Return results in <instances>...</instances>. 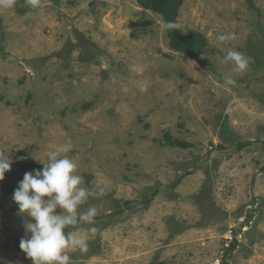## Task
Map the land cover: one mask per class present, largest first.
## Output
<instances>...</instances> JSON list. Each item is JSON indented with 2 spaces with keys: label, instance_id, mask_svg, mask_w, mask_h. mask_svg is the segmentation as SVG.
Here are the masks:
<instances>
[{
  "label": "rangeland",
  "instance_id": "1",
  "mask_svg": "<svg viewBox=\"0 0 264 264\" xmlns=\"http://www.w3.org/2000/svg\"><path fill=\"white\" fill-rule=\"evenodd\" d=\"M173 19L192 52L136 0L0 8V264H32L6 189L65 143L90 193L79 211L97 209L66 229L88 242L71 264H264V0H183Z\"/></svg>",
  "mask_w": 264,
  "mask_h": 264
},
{
  "label": "clouds",
  "instance_id": "2",
  "mask_svg": "<svg viewBox=\"0 0 264 264\" xmlns=\"http://www.w3.org/2000/svg\"><path fill=\"white\" fill-rule=\"evenodd\" d=\"M17 0H0V8H13ZM31 8L39 7L41 0H25ZM171 26V25H170ZM235 38L234 33L218 34L217 40L227 42ZM203 57V56H202ZM225 63L233 65V71L243 74L249 61L237 51L229 50ZM225 83L234 85L232 76ZM71 143L57 146L47 153V163L42 169L26 172L14 190L13 200L18 211L31 219L24 223L27 238H21L19 247L32 260V264H71L69 250L86 252L88 242L85 235L66 231L80 223L91 224L97 215L95 207L80 212L90 193L81 187L82 177L76 174L77 164L67 155ZM11 170V159L0 156V181ZM59 209V211H57Z\"/></svg>",
  "mask_w": 264,
  "mask_h": 264
},
{
  "label": "trees",
  "instance_id": "3",
  "mask_svg": "<svg viewBox=\"0 0 264 264\" xmlns=\"http://www.w3.org/2000/svg\"><path fill=\"white\" fill-rule=\"evenodd\" d=\"M137 3L145 8L152 9L156 12H159L164 15V17L168 21V36H169V44L172 48L192 52L195 48L193 46L195 41V36L187 37L185 35H181L180 31L174 27V17L176 14L177 7L181 5L183 0H136ZM171 25V26H170ZM165 139L171 141V143L177 144L179 146H185L186 142L174 140L171 138L169 133L165 134ZM21 167L23 169L28 170H36L42 169L43 166L41 164L36 163H21ZM14 192V189L9 187L6 189V192Z\"/></svg>",
  "mask_w": 264,
  "mask_h": 264
}]
</instances>
